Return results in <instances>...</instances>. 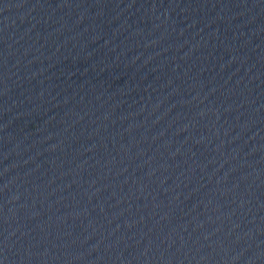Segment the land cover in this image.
Returning a JSON list of instances; mask_svg holds the SVG:
<instances>
[{"label": "water", "instance_id": "95a60500", "mask_svg": "<svg viewBox=\"0 0 264 264\" xmlns=\"http://www.w3.org/2000/svg\"><path fill=\"white\" fill-rule=\"evenodd\" d=\"M0 264H264V0H0Z\"/></svg>", "mask_w": 264, "mask_h": 264}]
</instances>
